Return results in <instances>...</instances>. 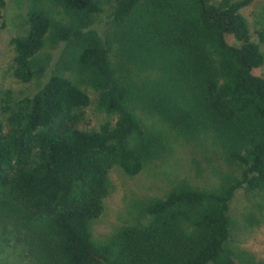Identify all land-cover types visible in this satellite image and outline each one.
Listing matches in <instances>:
<instances>
[{"label": "trees", "instance_id": "obj_1", "mask_svg": "<svg viewBox=\"0 0 264 264\" xmlns=\"http://www.w3.org/2000/svg\"><path fill=\"white\" fill-rule=\"evenodd\" d=\"M254 1H28L0 91V212L24 225L32 264H241L231 204L243 189L264 206V52L241 13ZM163 127L197 153L96 240L111 172L174 158Z\"/></svg>", "mask_w": 264, "mask_h": 264}, {"label": "rangeland", "instance_id": "obj_2", "mask_svg": "<svg viewBox=\"0 0 264 264\" xmlns=\"http://www.w3.org/2000/svg\"><path fill=\"white\" fill-rule=\"evenodd\" d=\"M29 0H5L3 17L0 18V91L12 83L8 67L12 58L11 39L19 34V29ZM241 13L248 21L250 34L254 41L261 44L264 52V1L256 0L245 7ZM103 18H107L104 14ZM226 40L230 45L240 46L234 35L228 34ZM254 74L264 75V65L254 69ZM15 86H18L15 84ZM92 104L88 108L87 127L99 128L107 120L105 113L96 109L98 94L89 89ZM163 133L174 149V158L167 165H162L155 172H142L129 176L120 169L110 174L112 190L105 199L102 215L95 221L93 232L95 239L104 241L112 231L126 218L127 208L135 199L145 195L157 194L167 183L172 172L185 167L191 162L198 149L170 129L163 127ZM258 195L247 198L245 190L239 189L231 204L230 216L233 220L229 248L235 252V258L241 264H264V206ZM253 214L258 223L251 224L248 216ZM24 225L11 212H0V264H32L29 244Z\"/></svg>", "mask_w": 264, "mask_h": 264}]
</instances>
